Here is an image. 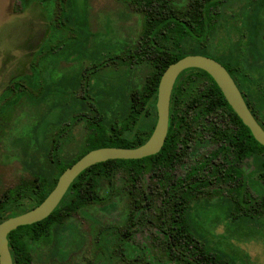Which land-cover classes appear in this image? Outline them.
<instances>
[{
    "label": "trees",
    "instance_id": "trees-1",
    "mask_svg": "<svg viewBox=\"0 0 264 264\" xmlns=\"http://www.w3.org/2000/svg\"><path fill=\"white\" fill-rule=\"evenodd\" d=\"M34 1L46 12L48 33L36 50L30 65L31 72L17 81L22 83L23 80L27 85L26 89H18L15 94L6 98L7 100L0 106L2 117L13 109L14 103L23 94L37 104L52 94L75 98L77 92L75 87H70L69 90L51 87L53 72L60 61L91 58L90 66L85 69L88 80L90 77L99 76L105 69V63L99 57L100 52L89 51L92 32L89 29L86 8L79 7L78 0ZM122 1L127 4L131 1L138 5L144 11V21L140 39L119 59V67L126 66L130 71L135 65L150 61L154 67L153 71L145 78L141 88L130 91L124 107L111 110L99 102L100 96L81 91L78 98L86 101L88 109L80 118L85 119L88 133L79 153L71 160H58L57 175L52 181L45 182L40 179L38 182L26 183L11 189L0 200V222L40 204L55 187L60 174L88 151L103 146L131 148L143 144L152 133L157 120L156 101L162 73L169 64L187 54L206 53L205 48L190 52L182 51V48L188 40L204 43L213 38L217 32L220 6L231 0H190L188 6L181 5L180 0ZM255 1L257 0L247 2ZM183 74L186 77L181 79ZM178 81L175 84L178 96L194 95L198 100L197 108L203 115L212 119L210 128L214 129L217 123H221L219 119L222 117L228 118L235 125L239 124L245 130L247 134L245 144L241 143L234 129L228 132L222 128V136L229 142V145L224 147L226 150L234 151L240 157L244 152V146L248 154V136L252 137L251 131L233 110L210 74L199 68H189L180 73ZM13 96L16 98L14 103L11 100ZM108 110H111L110 114ZM179 113L180 109L175 106L166 140L157 154L140 159H109L88 167L70 185L63 197V199L65 196L68 197L63 205L60 203L41 221L12 230L8 234V240L13 264H32L26 237L50 241L52 224L61 221L64 216L84 205L103 201L108 194L102 195L99 192V180H110L121 169L127 174L125 185L132 187L129 193L133 200L123 223L106 226L120 236L115 255L125 260H133L137 255L145 253L144 248L130 245L127 239L132 236L134 225L142 218L139 210L153 208L157 213L155 219L160 231L154 236V240L174 264H235L195 233L188 217L191 202L214 189L213 181L222 177L224 183H228V180L231 182L229 186L221 185L217 188L234 197L232 217L237 218L241 215L260 217L264 214V192L249 198L244 193V185L236 184L235 180L240 174L234 169L229 171L215 168L212 174H208L200 164H197L184 174H175L173 171L177 155V138L181 131L178 129ZM254 152H264V145L256 139ZM55 156L56 154H53L52 157ZM146 173H149L152 182L143 185L141 179ZM259 175L264 182V168ZM122 190L119 188L116 191L122 193ZM154 197H160V202L157 203ZM26 199H30V202L27 203Z\"/></svg>",
    "mask_w": 264,
    "mask_h": 264
},
{
    "label": "rangeland",
    "instance_id": "rangeland-1",
    "mask_svg": "<svg viewBox=\"0 0 264 264\" xmlns=\"http://www.w3.org/2000/svg\"><path fill=\"white\" fill-rule=\"evenodd\" d=\"M189 2L180 0L183 6H188ZM245 2L247 0H231L226 2L230 6L225 9ZM78 5L86 8L92 31L89 51L100 52L105 69L88 80L85 69L90 66L91 58L60 61L53 72L51 87L66 90L75 87L78 92L75 98L52 94L38 104L24 97L14 104L0 131V200L19 185L40 179L52 181L57 175L58 160L68 161L79 153L88 133L85 119L80 118L88 109L86 101L78 98L81 91L100 96L99 102L111 110L124 107L130 91L141 88L154 69L150 61H143L130 71L126 66L119 67V59L141 37L144 11L138 5L122 0H80ZM47 33L45 11L34 0H0V93L17 76L30 72L31 59ZM218 35L216 32L208 41L213 54L218 53ZM197 50L199 46L192 40L182 48L185 52ZM262 110L264 112V107ZM65 123L68 126L65 127ZM211 147L212 144L203 148L194 146L173 172L184 174L189 165ZM53 154H56L54 158ZM241 168L251 193L256 196L263 193L264 182L259 174L264 168V152L254 153L241 163ZM126 178V172L121 169L110 180L100 179L98 190L108 196L54 222L50 241L27 236L32 264H174L154 240L160 231L153 208L139 210L142 218L127 239L130 245L144 248L145 253H138L140 255L133 260L115 255L120 236L106 226L121 224L126 218L133 200L129 193L132 187L125 185ZM149 182L152 178L146 173L141 184ZM212 187L215 189L193 199L188 210L195 233L235 264H264V214L233 218L232 198L223 189L216 190V185ZM119 188L123 189L122 193L116 191ZM66 198H62L61 205ZM154 198L160 202V197ZM25 201L29 203L30 199Z\"/></svg>",
    "mask_w": 264,
    "mask_h": 264
},
{
    "label": "flooded vegetation",
    "instance_id": "flooded-vegetation-1",
    "mask_svg": "<svg viewBox=\"0 0 264 264\" xmlns=\"http://www.w3.org/2000/svg\"><path fill=\"white\" fill-rule=\"evenodd\" d=\"M262 1L263 0H257L253 3L245 2L242 4H231L233 8L229 10L225 9V6L230 5L227 3L221 4L217 18V33H219L218 40L220 43L218 46V53L213 54V50L208 41L204 43H196L193 41V43L195 46H199V49L205 48L204 51L206 53L200 54L211 56L226 67L238 86L251 113L264 129V112L262 110L264 107V2ZM34 56L31 59V63ZM30 72L17 76V78L13 79L11 84L0 93V106L5 100H7L6 98L8 96L15 94L16 90L26 89L27 85L24 84L23 80L22 83H17V81H20ZM184 77H186L185 74H183L181 79ZM178 80H180V74L177 77L175 84ZM175 84L170 97L169 121L172 113H175V106H177L180 109L177 119L179 122L178 129L181 131L177 138V155L174 166L180 164L187 154V151L192 150L194 146L198 145L203 148L205 145L212 144L213 147L209 150L207 148L200 156L199 160L189 165V169L186 172L190 171L197 164H200L201 167H203V170L208 174H212V171L215 168H223L224 170L229 171L234 169L240 174L235 180L236 184H243L244 193H246L249 198H252L254 195L250 191L251 189L249 188L246 175L241 168V163L255 153V138L253 134L251 133L252 137L250 135L248 136V154L246 153L244 146V152L240 157L238 154H235L234 151L226 150L224 147H227L229 142L223 138L222 128H225L228 132L231 129H234L238 138L241 139L242 144H245V141L247 140L245 130L239 124L235 125L234 123H231L228 118L224 119L222 117L219 119L221 123H217V126H215L214 129L210 128L209 124L212 119L203 115L197 108L198 100L196 97L191 94L179 97L175 90ZM3 96L6 97L3 98ZM22 97L27 99L25 94H23L15 103H17ZM15 99V96H13L11 99L13 103ZM27 100L34 103L29 99ZM178 103L180 104L179 106ZM12 110L3 117L0 115V131L3 130L6 116L12 112ZM219 180L213 181L212 183V185H216V190H219L220 188L218 189L217 187L221 185L229 186L231 184L229 180L228 183H224L222 177ZM231 198L232 200L234 199V197Z\"/></svg>",
    "mask_w": 264,
    "mask_h": 264
},
{
    "label": "water",
    "instance_id": "water-1",
    "mask_svg": "<svg viewBox=\"0 0 264 264\" xmlns=\"http://www.w3.org/2000/svg\"><path fill=\"white\" fill-rule=\"evenodd\" d=\"M189 68H199L210 74L254 138L264 145V129L251 113L226 67L211 56L200 53L187 54L169 64L161 75L156 101L157 120L152 133L143 144L131 148L103 146L88 151L60 174L55 187L40 204L0 222V264H13L8 234L19 226L33 224L48 217L82 171L109 159H140L157 154L161 150L168 133L170 97L173 86L179 74Z\"/></svg>",
    "mask_w": 264,
    "mask_h": 264
}]
</instances>
